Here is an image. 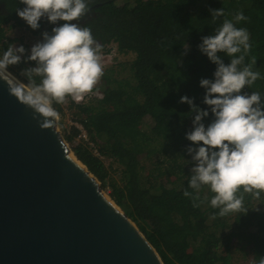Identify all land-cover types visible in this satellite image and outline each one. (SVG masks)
<instances>
[{
  "label": "trees",
  "instance_id": "trees-1",
  "mask_svg": "<svg viewBox=\"0 0 264 264\" xmlns=\"http://www.w3.org/2000/svg\"><path fill=\"white\" fill-rule=\"evenodd\" d=\"M87 2L90 11L84 24L79 25L81 19L74 23L90 28L102 51L108 53L113 44L118 54H134L135 58L103 69L93 88L99 98L74 104L67 97L68 109L75 110L70 115L83 126L100 155L117 167L110 172L83 141L75 143L78 130L74 127L64 135L72 153L102 189L109 190L110 199L132 220L164 264H237L233 250L244 251L248 264H259L264 257V193L259 200L244 193L246 214L233 212L224 217L211 207L214 193L207 186L199 193L203 201H197L199 207H193V201L183 195L185 190L193 191L188 180L195 161L187 148L203 145L186 139V133L193 130L196 112L180 100L187 96L197 107L209 111L202 118L205 127L214 120L203 103L206 90L200 81L213 79L217 66L198 45L202 37L214 35L223 20H233L237 12L248 17L235 24L247 29L250 36L245 64L255 57L253 71L262 77L242 92H259L264 100V0ZM0 3L9 11L8 15L0 12V58L14 41L23 40L11 39L8 30L25 28L40 42L42 33L51 35L53 24L47 19H41L40 27L33 30L13 12L23 5L20 0ZM220 8L226 15L213 22L209 10ZM26 48L20 63L6 68L30 86L25 70L35 67L36 62L27 59L30 53ZM218 55L226 65L230 63L231 57ZM35 80L40 82L39 77ZM53 107L63 115L60 104Z\"/></svg>",
  "mask_w": 264,
  "mask_h": 264
},
{
  "label": "clouds",
  "instance_id": "clouds-1",
  "mask_svg": "<svg viewBox=\"0 0 264 264\" xmlns=\"http://www.w3.org/2000/svg\"><path fill=\"white\" fill-rule=\"evenodd\" d=\"M20 2L25 7L18 9L17 15L33 30L40 27L43 17L54 25L65 21L53 27L51 35L42 33L43 41L31 47L27 59L35 61L36 66L25 70L30 86L19 93L21 101L42 118L41 126L51 127L60 118L54 103L63 104L67 97L79 101L98 85L104 74L102 45L90 28L68 23L89 13L87 0ZM209 11L213 22L226 15L223 8ZM247 19L242 12H237L233 20L224 19L215 34L202 37L198 45L217 66L213 79L200 81V86L206 90L203 103L209 106L214 120L205 127L202 118L207 117L209 111L197 107L187 96L180 100L196 112L193 130L186 133V139L203 145L187 148L195 161L188 180V187L193 191L185 190L183 195L193 201V207H199L197 201L203 202L199 193L207 186L214 193L210 205L219 209L216 215L220 217L233 212L246 214L244 193L252 194L257 200L264 193V100L259 92L250 95L242 92L262 77L258 71H253L255 57L245 64V56L251 48L247 29L235 26ZM185 49L187 51V46ZM24 52L22 45L10 46L0 58V69L20 63ZM218 53L231 57L230 63L226 65ZM36 77L40 78L39 83ZM212 218L215 219V215ZM259 264H264V257Z\"/></svg>",
  "mask_w": 264,
  "mask_h": 264
},
{
  "label": "water",
  "instance_id": "water-1",
  "mask_svg": "<svg viewBox=\"0 0 264 264\" xmlns=\"http://www.w3.org/2000/svg\"><path fill=\"white\" fill-rule=\"evenodd\" d=\"M24 85L0 69V264H164Z\"/></svg>",
  "mask_w": 264,
  "mask_h": 264
},
{
  "label": "rangeland",
  "instance_id": "rangeland-1",
  "mask_svg": "<svg viewBox=\"0 0 264 264\" xmlns=\"http://www.w3.org/2000/svg\"><path fill=\"white\" fill-rule=\"evenodd\" d=\"M8 36L11 39H19L22 38V42L14 41V43L11 45L13 47H27V51L30 53V49L33 45L36 43L40 42L39 38H34L29 36L27 33H25L21 29H13V30H8ZM109 52H104L101 51V64L103 66V69H107L110 66H116L121 62H130L134 60L135 56L134 54H128V55H121L116 52L115 45H109ZM4 70L8 71L11 75L14 76V78L18 79L21 83L25 84L22 82L15 74H13L10 70L7 68H4ZM127 74V73H126ZM25 86L29 87L28 85L25 84ZM67 98L65 100V103L60 104L61 109L63 110V115H59V120L57 122V127L58 130L62 132V135L64 137L66 132H69L70 128L72 127L70 123V118H71V112L75 111L68 109L67 105ZM75 142H78L77 138L75 139ZM71 150V146L67 143ZM74 155V154H73ZM105 166L108 168V170H111L112 172L117 166L116 164L112 163L110 160H105L104 159ZM104 194L109 197V190L108 189H103ZM110 198V197H109ZM233 250V249H232ZM244 254V251H238V250H233L232 256H233V262L237 264H248V259L249 257L247 256L246 259L242 256Z\"/></svg>",
  "mask_w": 264,
  "mask_h": 264
},
{
  "label": "built area",
  "instance_id": "built-area-1",
  "mask_svg": "<svg viewBox=\"0 0 264 264\" xmlns=\"http://www.w3.org/2000/svg\"><path fill=\"white\" fill-rule=\"evenodd\" d=\"M53 27H57V25H54ZM11 30H13V29H11ZM21 30H23L25 33H27L29 36H31L29 34V32L26 31L25 28H22ZM51 34H52V32H51ZM31 37H33V36H31ZM34 38H37V37H34ZM100 96L101 95L99 93H94V91L92 90L91 92L87 93L79 101H76V100L72 99L71 97L70 98L72 100V103H74V104H84V103L88 102L90 99H92L94 97H98L99 98ZM70 123H71L72 127L76 128L78 130V135H77L78 142L83 141L85 143V145L87 146V148L92 152V154L94 156H96L99 159L104 160V158L98 152L95 144L89 140L88 135H87L85 129L83 128V126L72 116L70 118ZM75 143H77V142H75Z\"/></svg>",
  "mask_w": 264,
  "mask_h": 264
},
{
  "label": "flooded vegetation",
  "instance_id": "flooded-vegetation-1",
  "mask_svg": "<svg viewBox=\"0 0 264 264\" xmlns=\"http://www.w3.org/2000/svg\"><path fill=\"white\" fill-rule=\"evenodd\" d=\"M25 7V5L23 4L20 8H14V11L13 12H16L17 13V10L18 9H23ZM0 12H2V14H5V15H8L9 14V11L4 8V4L3 3H0ZM88 14H86L82 19H81V22L79 21V25H82L84 24V21L86 20V17H87ZM18 16V15H17ZM41 19H46V17H43ZM40 19V20H41ZM12 23H14V21H11ZM71 23H74V21H71ZM54 25V24H53ZM57 26H59L58 24H55Z\"/></svg>",
  "mask_w": 264,
  "mask_h": 264
},
{
  "label": "bare ground",
  "instance_id": "bare-ground-1",
  "mask_svg": "<svg viewBox=\"0 0 264 264\" xmlns=\"http://www.w3.org/2000/svg\"><path fill=\"white\" fill-rule=\"evenodd\" d=\"M18 80V79H17ZM19 81V80H18ZM20 82V81H19ZM21 83V82H20ZM23 84V83H22ZM24 85V84H23ZM25 86V85H24ZM27 87V86H26ZM28 88V87H27ZM106 196V195H105Z\"/></svg>",
  "mask_w": 264,
  "mask_h": 264
}]
</instances>
